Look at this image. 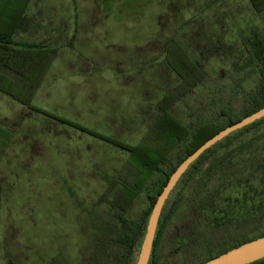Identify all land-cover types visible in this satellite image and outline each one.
Masks as SVG:
<instances>
[{
    "label": "rangeland",
    "instance_id": "rangeland-1",
    "mask_svg": "<svg viewBox=\"0 0 264 264\" xmlns=\"http://www.w3.org/2000/svg\"><path fill=\"white\" fill-rule=\"evenodd\" d=\"M4 1L0 23L6 22ZM23 16L14 40L46 42L50 58L40 67L26 65L18 76L1 71L0 85L13 80V91L31 95L34 107L90 132L31 111L0 90V125L10 131L0 145V264H115V246L104 243L103 225L114 222L112 201L138 172L130 154L113 142L162 150L160 116L192 127L206 119L224 121L218 117L222 108L240 114L242 95L259 91L261 67L246 44L252 37L264 44V9L252 0H29ZM22 48L35 61L47 53ZM173 48L199 60L205 77L173 108L158 109L159 100L178 93L171 92L178 78L164 51ZM184 145L165 153L163 171L183 155ZM225 167L192 176L175 195L172 211V203L165 204L149 264H195L206 255L203 239L217 252L240 230L243 221H213L224 210L239 217L258 201L264 164L237 157ZM163 175L148 178L126 217L146 222L149 195H156ZM196 218L201 224L190 226L183 243L181 227ZM139 245L127 264H134Z\"/></svg>",
    "mask_w": 264,
    "mask_h": 264
},
{
    "label": "trees",
    "instance_id": "trees-1",
    "mask_svg": "<svg viewBox=\"0 0 264 264\" xmlns=\"http://www.w3.org/2000/svg\"><path fill=\"white\" fill-rule=\"evenodd\" d=\"M28 2L29 0L4 1V9H2V11L6 9V16L4 20L6 22L0 23V72H15L17 74L15 76H18V70L21 68H26V65H28V67L29 64L34 65L35 67H40L37 66L38 63L39 65H46L47 63H45V60L50 58L47 50L45 49L47 45L46 42L40 44H29L14 40V33L17 32V29L23 23V12L27 10ZM252 3L256 8H259L260 10L264 9V0H252ZM10 9L11 11H9ZM247 42L248 44H246V47L249 54L257 61L259 67H261V79L258 83V92H256L254 95L253 92L249 93L248 95H242L241 101L243 102V107L240 114L231 115L226 108H222L218 112V117H225L224 121L216 122L213 119H206L199 121L192 127L184 125L180 120L174 118L173 115L168 117L165 115L160 116L159 120H163L160 129V131L163 132V137L160 136V139L157 141L160 140V144L163 147L162 150H157L151 144L150 146L146 144L149 149L144 151L141 150L138 144H135L133 147H131L123 143L113 142L114 146L119 147L130 154V156L127 157V160L130 166L135 168L138 172L136 178L133 181L122 184V188L120 191H118L120 194H116L115 200L112 201V207L115 210L114 222L105 220V225H103L104 231L108 232L106 238L107 240L104 243H113L115 246L116 251H112L110 256L116 261L115 264H127L132 256V250L141 242L142 234L144 233V223H146L145 220L137 224V222L126 217L125 211L131 200L136 197L140 191H142L148 178L155 172H163L164 174L157 189L156 195H149L150 205L148 212H150L152 204L154 203L157 194L161 191L163 185L166 183L168 176L188 154L193 152L199 145L217 133L220 129L240 120L244 116L264 106V44L260 41V39L255 37L249 39L247 38ZM69 44L72 45L70 42L68 45ZM22 47H36L40 50L44 49L43 53H47L44 56H41L42 59L40 58V61L39 59L35 61L33 59H29L27 55H24V49ZM168 59L171 71L178 78L179 82L171 89V92L175 91V93H178L175 96H169L168 99H165L164 97L163 101H161L162 99L159 100L157 102L158 109L160 108V105H164V107L168 109L172 108V105L175 104L183 94L198 84H201L205 77V70L202 67V63L199 60H192L188 53L186 54L182 51H178L175 48L169 49ZM12 83L13 80L7 82L6 84L3 83L2 86L0 85V90L31 111L41 113L47 118L56 120L62 124H67L74 128L76 127L82 132H90L88 129H84L77 124L72 123L70 120L61 118L53 113L34 107L30 102L31 95H17L13 91V88H11L13 86ZM232 92H238V86H234ZM150 131H153V129L151 128ZM9 139L10 131L0 125V145H4ZM178 143L185 144L183 155L174 163L170 161L168 171H163L161 166L165 160V153L171 152L178 145ZM237 157L241 158L246 163L250 161L253 164H259L261 167L263 166L264 117L228 134L226 137L216 142L214 145L201 153L179 178L176 185L169 193L168 198L165 200L163 207L167 203V205L172 203L169 207V211H172L176 203L175 195L179 196L181 194L180 191L182 190L183 186L192 176L204 174L211 175L215 171L225 172L227 171L225 166L233 163ZM244 157H248V159H244ZM162 210L160 212L158 222L162 218ZM191 213L193 216L194 214H198V212L195 210H193ZM222 213L223 215L219 217V220L213 221L215 224H219V221L225 225L229 223L231 224V222L238 223L243 221L244 223L241 225L240 230L235 229V232L231 235L230 239L226 240L223 244H220L221 248L217 252H213L211 250V247L207 241L208 239H203V242H205L207 246V250H204L206 251L204 253L206 255L204 256L205 258L196 262L195 264H200L234 246L264 235V192L258 201L256 203H252V205L249 207H246L244 212L239 217L234 216L232 211L224 210ZM214 217L217 218L216 215H213L211 219ZM208 218L210 219V217L207 216V219ZM158 222L152 243L151 253L156 240L157 229L159 228ZM193 223L194 226H196L195 223L201 224L200 219L196 218L195 221L194 219H191L190 223L184 224L181 227L184 233L182 236V239H184L183 243L188 241L190 226ZM209 223L212 225L210 221ZM111 228L116 230L114 231V229ZM111 230L114 232V234H110ZM194 235L203 236L204 233L199 231V235L196 234V232ZM150 260L151 254L147 264L150 263ZM262 263H264V258L249 264Z\"/></svg>",
    "mask_w": 264,
    "mask_h": 264
},
{
    "label": "water",
    "instance_id": "water-1",
    "mask_svg": "<svg viewBox=\"0 0 264 264\" xmlns=\"http://www.w3.org/2000/svg\"><path fill=\"white\" fill-rule=\"evenodd\" d=\"M262 117H264V106L244 116L240 120L220 129L217 133L199 145L193 152L188 154L175 167V169L168 176L166 183L163 185L161 191L157 194L155 201L152 204L151 210L146 220L139 249L136 253L134 264L148 263L158 218L160 216L164 202L189 165L193 163L206 149L226 137L228 134L241 129ZM262 258H264V235L234 246L200 264H249Z\"/></svg>",
    "mask_w": 264,
    "mask_h": 264
},
{
    "label": "flooded vegetation",
    "instance_id": "flooded-vegetation-1",
    "mask_svg": "<svg viewBox=\"0 0 264 264\" xmlns=\"http://www.w3.org/2000/svg\"><path fill=\"white\" fill-rule=\"evenodd\" d=\"M164 51H165V53H166V61H167V63H166V65H167V68H170V66H169V59H168V54H169V49H164ZM165 58V57H164ZM164 64H165V62H164ZM166 71H167V69H166ZM179 83V82H178ZM173 88V87H172ZM184 95V94H183ZM174 105V104H173ZM173 105H172V108H173ZM156 108H157V104H156ZM173 111V110H172ZM165 159V158H164ZM165 203V202H164ZM159 219V218H158ZM178 243V245H179V242H177Z\"/></svg>",
    "mask_w": 264,
    "mask_h": 264
}]
</instances>
